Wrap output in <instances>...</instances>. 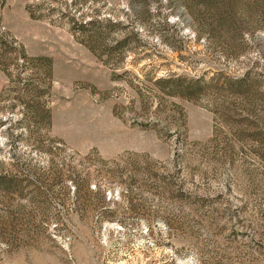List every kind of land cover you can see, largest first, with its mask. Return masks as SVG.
<instances>
[{
	"label": "rangeland",
	"instance_id": "374dc122",
	"mask_svg": "<svg viewBox=\"0 0 264 264\" xmlns=\"http://www.w3.org/2000/svg\"><path fill=\"white\" fill-rule=\"evenodd\" d=\"M0 264H264V0H0Z\"/></svg>",
	"mask_w": 264,
	"mask_h": 264
},
{
	"label": "trees",
	"instance_id": "16d2710c",
	"mask_svg": "<svg viewBox=\"0 0 264 264\" xmlns=\"http://www.w3.org/2000/svg\"><path fill=\"white\" fill-rule=\"evenodd\" d=\"M92 22V21H91Z\"/></svg>",
	"mask_w": 264,
	"mask_h": 264
}]
</instances>
